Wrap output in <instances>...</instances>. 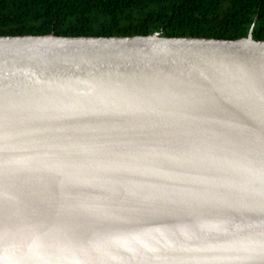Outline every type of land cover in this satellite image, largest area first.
Wrapping results in <instances>:
<instances>
[{"label": "water", "instance_id": "obj_1", "mask_svg": "<svg viewBox=\"0 0 264 264\" xmlns=\"http://www.w3.org/2000/svg\"><path fill=\"white\" fill-rule=\"evenodd\" d=\"M0 264H264V41L0 37Z\"/></svg>", "mask_w": 264, "mask_h": 264}, {"label": "trees", "instance_id": "obj_2", "mask_svg": "<svg viewBox=\"0 0 264 264\" xmlns=\"http://www.w3.org/2000/svg\"><path fill=\"white\" fill-rule=\"evenodd\" d=\"M264 41V0H0V37Z\"/></svg>", "mask_w": 264, "mask_h": 264}]
</instances>
